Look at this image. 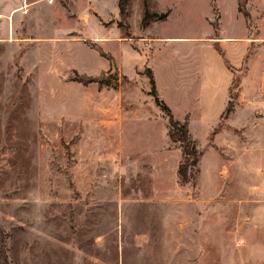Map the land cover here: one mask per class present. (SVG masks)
Listing matches in <instances>:
<instances>
[{
    "label": "rangeland",
    "instance_id": "1",
    "mask_svg": "<svg viewBox=\"0 0 264 264\" xmlns=\"http://www.w3.org/2000/svg\"><path fill=\"white\" fill-rule=\"evenodd\" d=\"M234 1L0 0V264H264V46L249 47L232 87L233 105L256 111L220 146L224 123L208 138L218 111L196 105L202 74L224 78L240 60V42L222 53L196 38L242 33ZM148 7L168 15L143 26ZM116 19L132 37L122 67L91 35ZM149 67L204 151L185 184Z\"/></svg>",
    "mask_w": 264,
    "mask_h": 264
},
{
    "label": "crops",
    "instance_id": "2",
    "mask_svg": "<svg viewBox=\"0 0 264 264\" xmlns=\"http://www.w3.org/2000/svg\"><path fill=\"white\" fill-rule=\"evenodd\" d=\"M106 1V0H103ZM117 0V4H118ZM89 4L91 5V7L95 10V2L92 3L91 1L89 2ZM234 14H236V17L241 25L242 33L240 34H222V32L224 31V28L221 27L220 25H216V27H219L217 29V32L215 34H211V35H206V36H197L196 38H198V40L202 39V41H206V42H210L213 43L214 42V46L215 48H217L219 50V52L221 51L223 53L222 48L224 47V45L228 44V42H240L241 43V47H240V60L237 63H232L230 62V60L226 59L227 63V67L229 69V73L226 74V77L224 78H217V76L215 74L212 75H207L206 73L202 74V85L200 88V93L198 92L196 94V100L197 106H200V110L201 112H210L212 110H216L218 111L219 114V118L217 121L216 125H212L213 128H211V130L208 132V138H210L212 131L220 124V122L223 125V129L217 131L214 134V138H213V143L215 145H221V142H224L225 139V135L226 132L227 134L230 136L231 134L229 133V131H231L232 129L242 125L243 123L238 124L236 121L237 118V114H240L241 112L243 113V115L246 112H249L251 110L256 111V105L257 103H245V105H242L241 103L237 104L235 106V109L232 110L225 118L222 119V114L223 112L226 110V108L228 107V105L230 104V100L232 99L231 97V92H232V87H233V81L236 78V69L240 68V66L244 63V59L246 58L248 49L250 46L254 45V44H258L260 43V45L264 46V0H246V9L250 14V20H248L245 16L244 11L241 9L240 7V0H235L234 1ZM105 8V7H104ZM211 8L213 10H218L219 11V16L220 19H222L223 14H224V10H222L221 6H215V5H211ZM149 10L150 12H158L156 10H152L150 9V7L148 8H144L143 9V14L145 15V11ZM105 12H108V10H106ZM211 12V11H210ZM117 13H119V11L117 10ZM152 19H158L157 17H152L150 18ZM210 19V17H209ZM142 20V19H141ZM118 20H115V24H109L106 25L105 30H94L95 33L91 34L93 36V38H96L100 41V43H103V47L112 52V54H114L116 60L118 61V63L120 64V66H123V59H119V42H123V41H129L131 42L132 40H130V35L129 34H122V29L121 26L118 24L117 22ZM143 21V20H142ZM151 21V22H152ZM150 24H153L151 23ZM137 25L142 28L143 26H145L143 23L140 26V22H137ZM147 26H149V24H147ZM120 32V33H119ZM257 32L260 33V36H257ZM256 33V34H255ZM137 35L139 36L140 41H150L152 38H156L159 37L158 35H154V34H142V33H137ZM165 38H171V37H177V36H164ZM28 39L33 38V36H28ZM60 38H62L60 36ZM65 38V37H64ZM68 38V37H66ZM80 38V37H79ZM259 39V42H258ZM74 40L71 39L70 41ZM62 41V40H60ZM110 42V43H109ZM108 43V44H107ZM102 46V45H101ZM132 47V46H131ZM133 49V47H132ZM237 50V49H236ZM136 52V51H135ZM239 50L236 51V53H238ZM137 53V52H136ZM225 54V53H224ZM227 56V55H226ZM119 57V58H118ZM205 61V60H204ZM107 59L104 58L101 60V67H104L107 65ZM251 66V63H250ZM99 68V69H100ZM207 69L209 70V63L206 62V64H204V70ZM97 70V69H96ZM153 70V69H152ZM96 73V72H95ZM238 80V77L236 78ZM261 89L264 90V83L261 86ZM218 97H221V100L218 101ZM189 117V115H187V118ZM244 119L247 120V117H244ZM264 119V116H263ZM250 122H252V125H257V121L254 119L252 120H248ZM189 124V123H188ZM190 128V126H189ZM191 131V130H190ZM211 140V138H210ZM209 150H211L212 154L217 156L218 158H222L221 155L216 152L215 147L213 144L210 143L209 141ZM203 150H202V154H203ZM202 156V155H201Z\"/></svg>",
    "mask_w": 264,
    "mask_h": 264
},
{
    "label": "trees",
    "instance_id": "3",
    "mask_svg": "<svg viewBox=\"0 0 264 264\" xmlns=\"http://www.w3.org/2000/svg\"><path fill=\"white\" fill-rule=\"evenodd\" d=\"M126 4H127V0H120V6H121L122 11L126 10L125 9ZM240 7L241 9L243 8L241 5ZM244 13H245L246 18L250 20L249 12L245 10ZM167 15H168V12L159 13V12H150L149 10H146L142 23L145 25L147 24L148 20L152 17L165 18ZM100 51L104 55H106V53L102 49H100ZM146 71L149 74L150 81H151L150 92L154 95L157 103L161 106L162 110L165 112V115L167 117L168 124H169V134L172 140H174L175 142H179L182 147L183 158L179 165L178 171H179L180 181L183 184L188 183L192 180V177H193L192 169L197 167L199 164V160L202 155V150L196 145V143L191 138V131L189 128L188 119L181 120L179 118H176L169 104H167L163 99L159 97L157 93V89H156V82H155L154 72L152 68L150 67L146 68ZM81 79H83L84 81L102 80V78H100L99 76H82ZM231 97L232 99L230 100V104L228 105V107L222 114V119L225 118L228 115V113L232 110L234 106L233 101L235 98H237V95L231 92ZM220 125H221V122L216 128H219Z\"/></svg>",
    "mask_w": 264,
    "mask_h": 264
}]
</instances>
